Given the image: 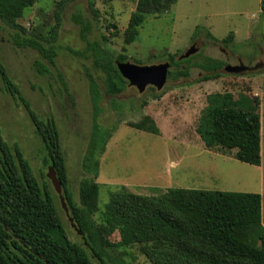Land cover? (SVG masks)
<instances>
[{
  "label": "rangeland",
  "instance_id": "obj_1",
  "mask_svg": "<svg viewBox=\"0 0 264 264\" xmlns=\"http://www.w3.org/2000/svg\"><path fill=\"white\" fill-rule=\"evenodd\" d=\"M61 0H39L19 22L32 33L48 34L55 25V11ZM263 0H178L172 10L162 16H149L140 28L136 42L126 46L129 62L139 66L167 63L171 54L180 59L192 46L204 55L222 59L229 65L240 62L258 69L243 74L221 71L222 77L202 82L205 73L192 70V77L168 81L161 91V99H153L147 87L140 93L128 85L117 97L113 109L111 98L102 102L99 120L107 127H115L106 151L100 156V207L109 201L110 193L127 189L141 195H157L169 189L228 191L256 193L263 196L264 216V14ZM138 0H74L63 14V23L57 42L59 56L56 66L42 58L38 51L19 48L13 42L14 31L0 21V57L25 99L42 118L53 117L61 133L66 156L69 188L79 202L81 182L92 175L83 168L93 130L95 111L90 92L89 74L95 75L93 58L87 60L73 52H83L87 42L81 37L82 26L75 17L91 24L87 39L98 43L104 57L122 52L124 33ZM98 10L95 16L91 10ZM115 24L116 29L110 25ZM107 27H110L109 29ZM200 28L199 34L196 29ZM218 40L234 34V42L225 47L213 44L206 34ZM103 36L108 38L104 42ZM194 37L197 38L194 40ZM193 56V55H192ZM199 61L200 58H197ZM38 63L49 69L39 73ZM67 84V89L64 86ZM230 92L235 99L241 95L260 100L262 122L263 168L242 163L219 148L209 150L203 143L198 125L207 97L214 93ZM147 106H143V102ZM150 116L159 128L155 135L130 126ZM0 132L9 145H18L41 183L47 179L45 152L35 133V127L23 104L4 87L0 78ZM231 156V157H229ZM262 169V170H261ZM55 193V191H54ZM56 194V193H55ZM58 196V195H57ZM61 216L70 238L81 242V236L59 202ZM100 215H96L99 220ZM119 235L113 237L118 241ZM114 261L127 264H152L138 248L109 252Z\"/></svg>",
  "mask_w": 264,
  "mask_h": 264
},
{
  "label": "trees",
  "instance_id": "obj_2",
  "mask_svg": "<svg viewBox=\"0 0 264 264\" xmlns=\"http://www.w3.org/2000/svg\"><path fill=\"white\" fill-rule=\"evenodd\" d=\"M72 1L61 0L57 4L55 25L48 34L32 33L19 22L39 0H0V21L14 31L13 42L17 47L36 50L50 65L56 66L63 14ZM177 2L138 0L124 33L125 47L111 57H104L99 44L87 39L91 24L75 17L82 26L81 37L87 42V48L73 54L87 60L93 58L96 72L89 74L95 116L83 159V168L92 177L81 182L79 202L74 200L69 188L66 156L56 120L42 118L36 113L0 57V78L4 87L25 107L46 153L44 165L55 167L70 217L81 231L82 239L76 242L70 238L61 216L59 196L49 182L41 183L35 176L21 148L5 142L0 132V264H127L123 260L114 261L109 252L133 247L152 264H264L263 199L260 194L173 188L148 196L122 188L110 193L104 208L99 205L100 156L106 151L116 127L107 128L100 123L102 102L109 97L113 109L119 110L117 97L129 85L117 67L118 62H129L126 46L136 42L147 17L165 15ZM91 10L95 16L99 15L93 4ZM261 10L264 14V0ZM110 26L117 28L115 24ZM200 31L198 27L195 36ZM206 37L213 44L229 47L235 36L231 33L220 41L208 32ZM103 40L107 43L108 38L103 36ZM178 57V53L169 56L168 81L189 79L193 69L205 73L199 81L217 80L228 64L204 55V51L188 59ZM38 66L41 75L49 72L42 64ZM64 86L68 90L66 83ZM151 90L154 100L166 93L164 90L156 94L155 88ZM147 105L144 101L143 106ZM259 108L258 97L241 95L235 99L230 92L209 95L198 125L206 148H219L242 163L260 166L262 122ZM130 126L160 134L150 116ZM98 214L99 220L96 219ZM117 234L120 239L116 242L113 237Z\"/></svg>",
  "mask_w": 264,
  "mask_h": 264
},
{
  "label": "water",
  "instance_id": "obj_3",
  "mask_svg": "<svg viewBox=\"0 0 264 264\" xmlns=\"http://www.w3.org/2000/svg\"><path fill=\"white\" fill-rule=\"evenodd\" d=\"M197 52L198 49L194 45L180 59H188ZM117 67L123 78L128 81L129 86L136 87L140 93H143L147 87H153L157 91L163 90L168 82V73L171 69V64L167 62L160 65L139 66L131 62H118ZM254 69H258V66L251 68L244 65L243 63H240L236 66L227 65L224 70L227 73L238 75L250 72ZM46 176L51 182L56 194L59 196L61 207L67 214L72 228H74L76 232L81 235V231H79L76 224L74 223V220L70 217L66 199L63 195L62 182L59 180L54 166H50L48 168V173Z\"/></svg>",
  "mask_w": 264,
  "mask_h": 264
},
{
  "label": "crops",
  "instance_id": "obj_4",
  "mask_svg": "<svg viewBox=\"0 0 264 264\" xmlns=\"http://www.w3.org/2000/svg\"><path fill=\"white\" fill-rule=\"evenodd\" d=\"M231 156H233V155H231ZM231 156H229V157H231ZM259 167H261V168H263V162H261V165L259 166ZM262 170V169H261ZM264 176V175H263ZM263 186H264V183H263ZM262 196V195H261ZM262 199H263V196H262ZM263 224H264V216H263Z\"/></svg>",
  "mask_w": 264,
  "mask_h": 264
},
{
  "label": "flooded vegetation",
  "instance_id": "obj_5",
  "mask_svg": "<svg viewBox=\"0 0 264 264\" xmlns=\"http://www.w3.org/2000/svg\"><path fill=\"white\" fill-rule=\"evenodd\" d=\"M240 63H241V62H240ZM227 65H229V63H228ZM227 65H226V66H227ZM257 66L259 67V66H261V64H259V65H257Z\"/></svg>",
  "mask_w": 264,
  "mask_h": 264
}]
</instances>
